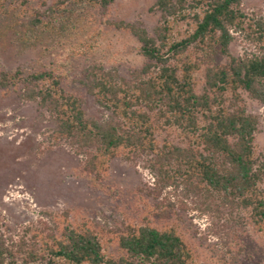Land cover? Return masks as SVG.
I'll return each instance as SVG.
<instances>
[{"label":"trees","instance_id":"1","mask_svg":"<svg viewBox=\"0 0 264 264\" xmlns=\"http://www.w3.org/2000/svg\"><path fill=\"white\" fill-rule=\"evenodd\" d=\"M114 1L61 0L60 21L47 15L35 24L68 33L67 4L104 14ZM149 10L159 12L152 35L138 21L106 20L140 43V69L129 78L97 62L82 71L79 82L105 112L102 119L88 116L82 99L64 91L55 69L0 71V89L20 84L19 98L35 104L38 121L46 123L45 152L65 141L85 157L84 170L95 180L114 157H144L159 193L218 201L217 208L241 212L264 240V152L255 147L260 119L245 101L264 103V17H248L243 0H154ZM180 23L187 24L182 33ZM232 32H243L258 52L233 55ZM169 207L154 213L165 219ZM107 234L87 221L67 222L58 234H35L31 242L7 243L0 233V264L18 254L22 264H234L200 260L174 225L128 224Z\"/></svg>","mask_w":264,"mask_h":264},{"label":"rangeland","instance_id":"2","mask_svg":"<svg viewBox=\"0 0 264 264\" xmlns=\"http://www.w3.org/2000/svg\"><path fill=\"white\" fill-rule=\"evenodd\" d=\"M60 1L4 0L0 11V71L20 69L28 74L55 69L62 76L64 91L82 99L88 116L102 119L105 112L79 82L83 69L97 62L129 78L145 62L137 39L106 20L138 21L152 35L159 12L149 10L154 0H115L104 14L80 4H67L66 10L72 12L68 33L35 24L36 20L46 22L47 15H51V22L60 21L65 16ZM243 8L248 17H264V0H243ZM177 28L182 33L187 24L180 23ZM232 34L233 55L258 52L257 44L243 32ZM93 36L97 41L92 42ZM223 61L216 59L217 63ZM20 92V84L0 89V233L7 243L21 238L31 242L35 234H58L67 222H91L106 235L123 225L148 222L158 227L176 226L200 260L264 264V240L241 212L217 208L218 201L184 197L172 189L159 193L144 157L133 161L114 157L107 174L95 180L84 170L85 157L65 141L45 152L49 144L43 134L46 123L38 121L35 104L20 99ZM245 101L247 110L259 116L255 147L257 153L264 152V103ZM36 143L41 145L36 148ZM165 206L171 212L164 219L155 213L157 207L161 210ZM8 261L22 264L21 254Z\"/></svg>","mask_w":264,"mask_h":264}]
</instances>
